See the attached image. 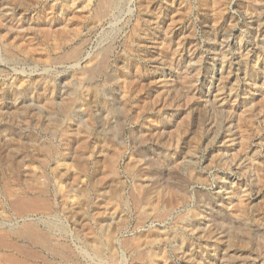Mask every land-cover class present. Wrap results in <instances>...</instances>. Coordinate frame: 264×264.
Segmentation results:
<instances>
[{
  "label": "rangeland",
  "instance_id": "374dc122",
  "mask_svg": "<svg viewBox=\"0 0 264 264\" xmlns=\"http://www.w3.org/2000/svg\"><path fill=\"white\" fill-rule=\"evenodd\" d=\"M0 264H264V0H0Z\"/></svg>",
  "mask_w": 264,
  "mask_h": 264
},
{
  "label": "bare ground",
  "instance_id": "6f19581e",
  "mask_svg": "<svg viewBox=\"0 0 264 264\" xmlns=\"http://www.w3.org/2000/svg\"><path fill=\"white\" fill-rule=\"evenodd\" d=\"M67 106V105H66ZM67 108V107H66Z\"/></svg>",
  "mask_w": 264,
  "mask_h": 264
}]
</instances>
